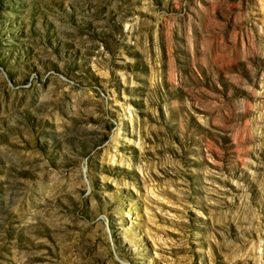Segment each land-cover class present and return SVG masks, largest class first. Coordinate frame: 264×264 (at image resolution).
<instances>
[{"label":"rangeland","instance_id":"obj_1","mask_svg":"<svg viewBox=\"0 0 264 264\" xmlns=\"http://www.w3.org/2000/svg\"><path fill=\"white\" fill-rule=\"evenodd\" d=\"M0 264H264V0H0Z\"/></svg>","mask_w":264,"mask_h":264}]
</instances>
